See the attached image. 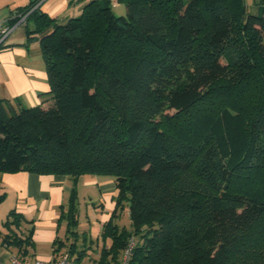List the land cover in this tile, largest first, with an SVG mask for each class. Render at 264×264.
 <instances>
[{
    "label": "trees",
    "instance_id": "obj_1",
    "mask_svg": "<svg viewBox=\"0 0 264 264\" xmlns=\"http://www.w3.org/2000/svg\"><path fill=\"white\" fill-rule=\"evenodd\" d=\"M117 1L125 14L93 0L58 23L33 1L7 20L27 14L51 102L0 97V172L114 177L129 227L104 223L96 264H119L132 236L128 264H264V0L255 14L242 0ZM226 96L246 115L242 153L230 158L190 119L211 117ZM78 215L73 189L66 237L53 245L71 264L87 249Z\"/></svg>",
    "mask_w": 264,
    "mask_h": 264
},
{
    "label": "crops",
    "instance_id": "obj_2",
    "mask_svg": "<svg viewBox=\"0 0 264 264\" xmlns=\"http://www.w3.org/2000/svg\"><path fill=\"white\" fill-rule=\"evenodd\" d=\"M7 9L0 13V21H7L19 7L38 1L40 9L56 22L64 23L68 18L81 14L87 3L93 0H11ZM114 12L125 11L123 3L110 0ZM0 46V97L20 98L27 106L46 107L50 102L49 84L39 44H27L24 25H17ZM77 198L87 197L86 211L97 215L102 228L110 218L116 222L118 190L114 177L102 174H82L76 180L63 174H37L28 171L0 172V211H14L15 222L7 223L6 214L0 218V259L3 264L17 257L24 264L35 258L55 257L53 245L56 238L65 239L66 222L60 219L61 207L66 205L72 190ZM7 204V205H6ZM116 212V213H114ZM3 213V212H2ZM80 213V206H78ZM128 214V210H127ZM1 215V214H0ZM13 216V215H12ZM11 216V217H12ZM12 219V218H11ZM90 223L93 221L88 218ZM117 223V222H116ZM78 231V229H77ZM86 230L82 240H86ZM29 236L28 240L26 237ZM19 240H24L18 242ZM93 242V241H92ZM110 242V240H109ZM25 254H22L23 251ZM63 251V249H62Z\"/></svg>",
    "mask_w": 264,
    "mask_h": 264
},
{
    "label": "rangeland",
    "instance_id": "obj_3",
    "mask_svg": "<svg viewBox=\"0 0 264 264\" xmlns=\"http://www.w3.org/2000/svg\"><path fill=\"white\" fill-rule=\"evenodd\" d=\"M13 1L11 0H0V13L3 12L4 9H7L8 4H12ZM8 3L7 5H5ZM244 6V12L247 13H257V8L254 4V0H242ZM9 10V9H7ZM116 15H123L124 12H120L118 10L115 11ZM35 42L39 44V39L34 37L29 43ZM125 74V73H124ZM215 98L217 100L219 97L221 99V95ZM225 95V94H223ZM237 98V94L234 95V99ZM229 96H226L224 101H221V105L214 104L215 110L211 111L212 116L209 118H202L201 119L195 117L193 118L192 115L190 119H192V124L198 125L197 130L193 131L192 133H197L196 131L202 129L204 131L210 130L215 137V141L219 149L223 152L224 155H227L228 158L232 156L236 157L239 156L241 153V148L243 147L245 137H244V129L246 123V115L245 109H240L241 112H235L233 109L234 107H238L236 104H231L232 102H237ZM228 106L225 107V106ZM224 107L226 109H224ZM264 144V142H261ZM88 200L87 197L79 196L77 198L78 206H80V213L78 215V225L76 229H78V236L77 244L87 246L86 253L81 260L80 264H96V261L99 258V250L101 249L102 245L104 244V240L102 237V225L98 221L101 219L100 211L97 210V215H92L87 213L86 211V201ZM1 202V201H0ZM7 205V204H6ZM123 208H119L117 211V219L116 222L118 225H124L125 227H129V218L127 214V201L124 200L122 203ZM3 212V213H2ZM0 218L2 215L6 214V210L0 211ZM9 212L6 214L5 218L8 217ZM91 217L93 221L90 223L88 218ZM7 219V218H6ZM11 219V217H10ZM13 224V223H12ZM3 227V226H2ZM0 226V230L4 229ZM84 230H86V240H82ZM65 232L61 230V236L64 238ZM93 241V242H92ZM106 244L109 243V239H106ZM90 245V247H88ZM72 261V259H71ZM6 264H11L9 260L5 261ZM73 264V263H72Z\"/></svg>",
    "mask_w": 264,
    "mask_h": 264
},
{
    "label": "built area",
    "instance_id": "obj_4",
    "mask_svg": "<svg viewBox=\"0 0 264 264\" xmlns=\"http://www.w3.org/2000/svg\"><path fill=\"white\" fill-rule=\"evenodd\" d=\"M27 14L18 13V19L12 25L8 24L7 21H0V43L8 36V34L16 27L25 23ZM135 245V238L132 236L128 239L124 249L122 250L119 264H128V261L132 255V250ZM13 264H24L17 257H11ZM0 264L3 262L0 259ZM31 264H71L70 257L67 252H63L56 256V258L41 259L35 258Z\"/></svg>",
    "mask_w": 264,
    "mask_h": 264
}]
</instances>
